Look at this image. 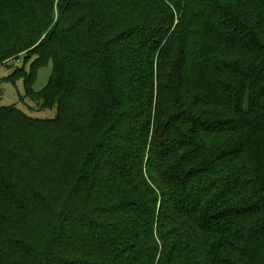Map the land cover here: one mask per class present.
I'll return each mask as SVG.
<instances>
[{"label":"trees","instance_id":"1","mask_svg":"<svg viewBox=\"0 0 264 264\" xmlns=\"http://www.w3.org/2000/svg\"><path fill=\"white\" fill-rule=\"evenodd\" d=\"M188 1L0 0V62L34 56L13 78L55 110L0 107V142L70 162L57 198L0 172V264H264V0Z\"/></svg>","mask_w":264,"mask_h":264},{"label":"rangeland","instance_id":"2","mask_svg":"<svg viewBox=\"0 0 264 264\" xmlns=\"http://www.w3.org/2000/svg\"><path fill=\"white\" fill-rule=\"evenodd\" d=\"M187 4L188 13L191 14L197 10L196 7L198 6L194 1L190 0ZM190 28L184 27L183 33H179L175 37L172 45L174 56L178 54L179 46L184 43L190 46L191 42L184 38L186 37L185 33ZM13 40L11 38V41ZM218 56L220 58V52ZM221 57L229 59L235 57V54L232 51L225 50ZM33 60L34 56L25 60L23 55H17L0 62V107L13 106L33 118H53L55 110H40L36 102L25 96L22 80L13 78V74L17 69L29 73ZM245 61L246 64L250 63L248 58ZM51 69L50 62L37 69L35 81L32 85L33 90L38 91L47 84ZM6 133V131L1 133L3 139L0 142V172L15 179L12 189L21 195H27L28 198H30V195H51L54 198L64 195L63 184L61 183L65 179L60 174L61 167L65 163L69 166L68 163H70L68 160L64 162L66 157L64 152L59 153L57 149H51L52 147L47 140V146L40 145L31 132H27V134L18 132L11 137ZM49 139L53 141L52 137ZM61 163L63 164L60 166ZM65 167L67 166L65 165ZM0 209L4 210V204L1 202ZM27 217L22 225L21 232H23L25 238L33 242L40 239L44 232V226L37 225V219L34 220L29 212Z\"/></svg>","mask_w":264,"mask_h":264}]
</instances>
